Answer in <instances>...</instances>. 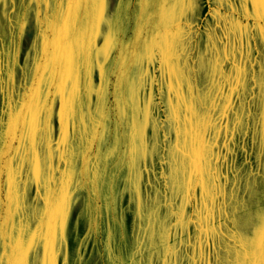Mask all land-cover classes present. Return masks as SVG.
<instances>
[{
  "label": "rangeland",
  "instance_id": "1",
  "mask_svg": "<svg viewBox=\"0 0 264 264\" xmlns=\"http://www.w3.org/2000/svg\"><path fill=\"white\" fill-rule=\"evenodd\" d=\"M262 99L241 0H0V264L257 262Z\"/></svg>",
  "mask_w": 264,
  "mask_h": 264
},
{
  "label": "crops",
  "instance_id": "2",
  "mask_svg": "<svg viewBox=\"0 0 264 264\" xmlns=\"http://www.w3.org/2000/svg\"><path fill=\"white\" fill-rule=\"evenodd\" d=\"M243 28L246 47H248L250 55L253 54V57L257 58L262 78V88L264 89V22H261L256 16L255 0H248L247 3L243 4ZM260 232L258 234L259 238ZM243 250L245 252L244 257L250 255V261L257 259V262L252 264H264V246H255L253 249L249 246ZM247 253L248 255H246Z\"/></svg>",
  "mask_w": 264,
  "mask_h": 264
},
{
  "label": "snow or ice",
  "instance_id": "3",
  "mask_svg": "<svg viewBox=\"0 0 264 264\" xmlns=\"http://www.w3.org/2000/svg\"><path fill=\"white\" fill-rule=\"evenodd\" d=\"M248 0H241L242 6L247 3ZM256 3V16L261 22H264V0H255Z\"/></svg>",
  "mask_w": 264,
  "mask_h": 264
}]
</instances>
